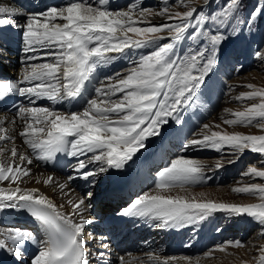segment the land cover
<instances>
[{"label": "snow or ice", "instance_id": "snow-or-ice-1", "mask_svg": "<svg viewBox=\"0 0 264 264\" xmlns=\"http://www.w3.org/2000/svg\"><path fill=\"white\" fill-rule=\"evenodd\" d=\"M106 2L98 0L99 6H95L88 0H68L63 6L26 15L17 8L0 6V26L13 25L6 17L24 15L25 23L13 26L22 33L23 51L32 53L24 60L25 67L19 80H0V95L17 93L21 97L50 101L74 100L83 95L97 68L111 64L117 59L116 54L123 56L128 49L153 46L150 52L131 61L128 69L99 80L92 94L76 111L36 106L31 99L29 104L32 106L16 108V116L23 122L18 135L37 159L52 160L57 153L77 158L74 170L78 176H69V181L76 178L89 181L108 169L124 168L146 146L147 138L160 134L170 118L176 124L182 123L181 109L193 101L206 77L218 65L220 46L227 39L223 31H206V22L211 19L224 26L238 11L239 5V0H227L222 11L211 16L205 14L203 6L190 8L169 15L161 24H152L135 19L133 15L139 8L140 17H144L151 14L150 8L132 4L127 10H109L105 7ZM165 12L167 6L158 14ZM260 14H264V2L249 14L250 19L246 22L251 23ZM163 32L168 36L161 35ZM201 37L204 39L200 46L183 53L176 51L179 42L185 39L197 42ZM164 40L169 42L161 43ZM37 51L42 53L40 57L35 55ZM255 55L264 60V51H257ZM38 59L45 62H32ZM24 83L30 86H20ZM245 87L250 91L240 93L235 99L258 102L250 103L243 111L230 112L232 118L224 119L223 124L255 125L261 134L215 131L213 126L205 124L206 131L200 138L188 140L183 147L220 150L227 146L234 153L248 150L264 157V87L253 84ZM14 140L15 136L8 129L0 127V142ZM32 162L31 157L20 152L14 143L10 148L0 146V182H9L7 188L0 187V209L26 210L42 226L47 237L38 240L31 231L7 229L0 233L3 236L0 249L20 257L23 254L21 245L31 242L39 245L31 264H88L83 237L90 221L83 217L84 198L69 200L72 213L66 215L61 214L58 206L39 189H21L19 182L30 175L31 170L26 165ZM90 164L97 167L89 169ZM205 167L203 162L183 155L172 159L158 172L155 194L144 192L120 214L149 217L163 221L166 226H179L203 221L210 214L223 211L251 218L259 225V235L264 237V183L251 182L231 189L237 194L257 197L259 202L256 203H226L162 194L201 182ZM215 167L220 168L222 164L218 162ZM243 175L264 180V167H248ZM52 180L49 176L43 183L47 185ZM58 187L63 190L67 184ZM86 195L91 198L93 193L89 191ZM74 215L80 217L78 222L72 218ZM228 245L243 246L240 241H229ZM219 250L225 248L220 246ZM259 251L258 264H264V246ZM176 259L171 257L162 264ZM181 259L186 264H199L190 257ZM119 261L126 264L123 257Z\"/></svg>", "mask_w": 264, "mask_h": 264}, {"label": "bare ground", "instance_id": "bare-ground-1", "mask_svg": "<svg viewBox=\"0 0 264 264\" xmlns=\"http://www.w3.org/2000/svg\"><path fill=\"white\" fill-rule=\"evenodd\" d=\"M136 1H139V3H137L136 5L143 6L144 8H150V9L152 8L153 9L155 7L156 11L153 10L151 12V14H149V15L154 16V19L155 18H159V17H161V19H162V18H165V16H164V14L163 15L158 14L160 9L164 8L165 6L168 7L171 4V1H173V0H141V1L140 0H136ZM187 1H186V3H187ZM8 4L0 3V6L13 7L11 4H9V5ZM180 4H183V2H181V3L179 2L178 6H180ZM133 15H134V17H136V16L140 17L139 8L134 10ZM147 15L148 14H145V16H147ZM6 18H8V17H6ZM141 18H143V17H141ZM57 22L58 23H63V21H57ZM0 27L4 28L6 31H8L9 34H11L13 32L11 29L5 28L4 26H0ZM239 27H240L239 22H235L234 25H233V30L232 31H230L228 29L223 30L224 35L227 36V39L222 43L223 45L226 44L227 47L232 45L231 42L233 41V38L236 37V35L233 36V34H235V31L236 32L240 31ZM130 34L131 33H129V35ZM6 35H7V33H6ZM7 37H9V36H7ZM203 39L204 38L201 37V39L199 41H197V42H192L191 41L189 43L187 42L188 39H185L184 41L180 42V45L185 43L186 44L185 45L186 46L185 50H187L189 48H194L195 46H200V44L203 41ZM222 44H221V46H222ZM222 51H223V53H222V55L220 57V60H219V63H218L217 67L223 68L222 65H225L226 68L228 69V71H231L232 70L231 67H232V65L234 63V58L235 57H236V60H238L239 66H240V67H238V70L245 69L247 67L246 70H245V71H247V70L250 69L249 67H251V66L253 67L254 66V65L249 66L250 64H248L247 61H245L242 58L241 55L234 54L233 57H232L231 51H234V50H231V49L223 47V49L221 48V52ZM255 67H256V65L253 67L254 69L251 68L250 71L248 72L249 73L248 80L251 79L253 82H260V77L261 78H264V77H263V75H261V73L256 71ZM125 69H128V68H122L119 71L122 72ZM95 73L97 75H99L100 77H102V78L108 76L107 72H98V71H96ZM243 76L244 75L234 76L231 80H229L230 85L226 86V89L227 90L231 89L232 85H235L236 83H238V84L241 83V79L242 80L244 79ZM90 88H91V92L85 95L86 99L89 98L90 94H92V91H93L94 87L92 85H90ZM219 95H220V99L217 100L218 102H219V100H221V98H223L225 93H223V91H221L219 93ZM226 102H228V99L226 100ZM222 106H221V108H222ZM191 109H193V108H191ZM219 110L214 111V109H210L208 117H206L204 121H201L200 115H195L196 116V120L194 121V124H196L198 126V128H196L193 131V133L189 136V138L186 140V142L188 140H191V139H194V138L195 139L200 138L201 134L204 131H206L203 128V126L205 124L213 126L212 130L218 131L219 128L217 129L214 126L215 125L222 126L223 125L222 117H224V114L230 113L233 109H232V106L229 104V109H226L228 111L225 110L223 112H220ZM0 121H3V123H0V127L8 129L9 133L11 135L15 136V140L14 141L0 142V146L7 145L10 148L11 145L14 143L20 152H24V153L28 154L31 157L32 161H33L32 164L26 165V167L29 168L31 170V172H30L29 176L23 178V180L21 182H19V187L21 189H32V188L39 189L40 193H42L45 196H47L48 198H50L58 206L59 210H63L65 213H67L69 215L72 213V205L69 204L68 201L69 200L76 201L78 198H84L85 205L83 207V217L91 215V213L87 211V208H88L87 201L89 199H91L92 202H93L94 197L97 194H99L100 190L94 189L92 191V193H93L92 197L88 198L87 195H84V194L80 193L77 188H75L73 185L69 184L68 181H67V178L63 177L62 175H60L58 173H54V172H51V171L44 170V169L40 168V166L36 163L34 157L29 152L28 146L26 144H24L23 138L18 135V133L22 130L23 122L17 116H12V115L6 116L4 114H0ZM162 131H164L163 128L161 129V132ZM158 137H159V135L154 136L151 143H149V141H147L145 148L155 145ZM183 150H185L184 147L180 151H183ZM220 153H222V149L216 150V149H211V148H209V149L190 148V152L188 154H182V155L185 156L186 158H191V159H195V160L203 162L207 166V167H205L204 171H208V170L215 169L213 165L218 163V162L219 163L220 162L224 163V165L226 167H228V165H226L227 164L226 162L228 160L226 161V160L222 159V157H221L222 155ZM235 153H238V152H235ZM7 154L10 155V152L7 153ZM241 154H243V152ZM244 154L246 155V153H244ZM178 156H181V155L174 156L172 159H175ZM251 156H252V158L254 157L253 154ZM243 157H245V156H243ZM262 161L263 160H262L261 156L259 158H257V159H254V162L257 164V166H262ZM263 166H264V164H263ZM105 174H106V172H104V173H102L100 175H97V177L101 179ZM49 176L53 177V180H52L51 183L45 185L43 183V180L46 179ZM65 183L67 184V188L61 190L58 187V185L65 184ZM97 184H98V181H96L95 186ZM8 185H9L8 181L0 182V187L7 188ZM13 186H15V185H13ZM227 187L228 186H225L224 184H221V186L216 184L215 186L211 185V186H200V187H198L197 184H194V185H185V186H183V188L176 187V188L171 189L169 192H165V193H162V194H164V195H172V196L179 195V196H184V197H186L188 199H191L193 197L196 198L197 197L196 195H199L201 197V200L202 199L203 200H207V198H205V195L207 193H212V194H214L216 196L220 195L222 197L231 196L230 195L231 194V192H230L231 190H229ZM146 192H149L151 194H155V188L150 189V190H148ZM201 194H203V195H201ZM211 200L217 202V200L214 199V198H212ZM219 202L230 203L227 200H221ZM215 213H217V214H215ZM215 213H213V214L215 215L216 221L220 220L226 214L223 211H218V212H215ZM72 218L75 221H77V222L80 219V217L78 215H74V216H72ZM209 222L210 221H208V223ZM16 223H17V225H15ZM21 224H23V225L21 226ZM243 224H244L243 226H240V229L244 230V232L250 230L254 226H259L251 218H249V220L246 221V222L243 221ZM200 227H201L200 221H198L196 223H185V224H183L181 226L182 232H184L186 235L189 236L187 238V244H186V247H185L186 249L184 251L179 252V253L166 254L165 252H163V253H161V260L164 261V260H167V259H169L171 257H176L177 259L174 260V261H169V264H186V262L183 259H181V258L182 257H190L194 261L198 260L199 264H226V263H230V262H234V261L238 264V263L242 262V260L243 261L247 260V261L251 262V260H253L254 256H256L257 254H261L260 251H259V248L256 247L255 245H250L249 246V245H245V243H242V245H243L242 247L229 246L228 242L229 241H234V240H232L230 237H228V235L224 234L221 230H218L217 235L215 237H205L206 234L204 233L205 235L201 234L199 237L196 238L197 235H195V234H197L199 232ZM11 228H21V229L24 228L23 230H27V229L34 228V225L32 223H30L28 220H24L22 218L12 217V216L6 217L5 220H0V233H3V232H1V229L2 230H7V229H11ZM197 229H198V232L196 231ZM207 230L209 231V229H207ZM195 231L197 233H195ZM208 231L205 230L206 233ZM193 232L195 233L194 235H193ZM213 232H215V231H213ZM156 234H158V232ZM211 235H212V233L210 234V236ZM227 237H228V239L223 241L224 238H227ZM0 238H3V236L0 235ZM211 239H212V245L214 243H216L217 246H214V247L208 249L207 251H204L203 253H198L199 249L201 248V246L204 243L206 244L209 241H211ZM220 246H223L225 248V250L224 251H220L219 250ZM187 247H189V248H187ZM195 251H196V253H194V254H196V255L193 256L194 255L193 252H195ZM209 252H211L212 254L210 256H206L205 254L209 253ZM25 253H27V252H25ZM31 254H33V256L35 255L34 252H32ZM25 259H26L25 257H19V261L18 262L15 261V263L16 264H31L30 262L25 261ZM126 264H145V263L132 262V263H126ZM257 264H258V262H257Z\"/></svg>", "mask_w": 264, "mask_h": 264}, {"label": "rangeland", "instance_id": "rangeland-1", "mask_svg": "<svg viewBox=\"0 0 264 264\" xmlns=\"http://www.w3.org/2000/svg\"><path fill=\"white\" fill-rule=\"evenodd\" d=\"M186 1L187 0H183V4H180V6H178V3L179 2L181 3V0H173V1H171V4L167 7V12L164 13L165 18H162V19H161V17H159L160 19L159 18H155L154 19V16L149 15V14H148L149 16L147 15V16H144L143 18H141L139 16H136L134 18L138 19V20H141V19L142 20H146V21L151 22L152 24H161V23H163V22L168 20L169 15H174L176 12L183 13V12L189 10L190 8H198L199 9L200 6H203L202 10L205 12L206 15H209V16H211L213 14H217L218 15L222 11V9L226 6V2H227V0H188L187 3H186ZM262 2H264V0H239L238 11L235 12V14L230 18V20L224 26H220L217 22H213L211 19H209L208 20V25H207V27L205 29H206V31H210V33H215L217 31H223L225 29H228V30L232 31L234 23L235 22H239V24H240L239 30L240 31L239 32L235 31V34H233V36L236 35V37L233 38V41L234 40L236 41L238 39H240L241 41H244V40H242L243 38H245L247 36H255L256 34H258L257 36H255L249 42V46L245 45V46L242 47L243 49H247L246 51L248 52V54H246V51L245 52H243V51L241 52L240 44H238L236 47H232V45L227 47L226 44H224V45L222 44V46H220V47L222 49L224 47V48H228V49L234 50V51H231L232 57H233L234 54L241 55L242 58L245 61H247L248 64H250L249 66H251V65L255 66L256 65V67H255L256 71L261 73V75H263V77H264V60L258 58L255 55V52L257 50L256 48H262L260 51H264V46H263L264 43L262 44L260 42V33H263V35H264V26H263L264 25V14L258 15L255 18V20H253L251 23H247L246 22V21H248L250 19L249 14L256 7H258L260 5V3H262ZM135 3L137 4V3H139V1H136ZM127 8L126 9L123 8V9L127 10ZM153 10L156 11V8L154 7L152 9V11ZM140 26H145V25H140ZM167 34H168L167 32L161 33V35H163L165 37H166ZM130 35H133V34H130ZM7 36H9V33H7ZM233 41L231 43H233ZM187 42L189 43L191 41L187 40ZM247 42H248V40H245L244 44H246ZM185 45H186L185 43L182 44V46H184V48L186 47ZM222 53H223V51L220 53V57H221ZM234 59H236V57ZM222 67H224V70L226 69L225 72H226L227 76H230L231 74H233L231 79L234 76H241V75H244L243 76L244 79L243 80L241 79V83H239V84L236 83L235 85H232L231 89L227 90L226 86L220 87V89H218L215 92L217 100L220 99L219 93L221 91H223V93H225V95L223 96L222 100H219L220 104L218 105L217 108H210V109H214V111H217L223 105L222 108L219 110L220 112H223L226 109H229V104H230L232 106V109H233L231 112H237V111H243L250 103L258 102V100L257 101H247V100H239L238 101V100L235 99V97H237L240 93L250 91V89L245 87V85L253 84V85H256L258 88L259 87H264V78L260 77V82H253L251 79L248 80V78H249L248 77L249 76L248 72L250 71L251 68H253L252 66L249 67L250 69L247 70V72H245L247 67L245 69H240V70H238V68H237L236 71H234L233 65L231 67L232 68L231 71H228V69L226 68L225 65H222ZM238 67H240V66L238 65ZM213 70H215V69H213ZM227 92H228V94H226ZM227 99H228V102H226ZM210 109H209V111H210ZM228 118H232L229 113L228 114H224V117H222L223 120L224 119H228ZM218 131H227L229 133L234 132V131H238V132L245 133V134H261L260 130L255 125H252V126H245V125L230 126V125L223 124L218 129ZM244 153H246V155ZM252 154H253V156L255 158L254 157L252 158V156H251ZM221 155H222L221 156L222 159H224L226 161L228 160L226 162L227 163L226 165H228V167H231L232 165H235L234 167H236V162H243L245 158H247V159L243 162L242 166L240 167L239 173L238 172H233V176L234 177L231 178L232 180H229L227 182V177L226 176H224V177L222 176L218 180L217 185L221 186V184H224L225 186H228L227 188L229 190H231L234 187L243 186L244 184L251 183V182L264 183V180H261L260 178H253V177H250V176L243 175V173L247 170L248 167H251V166H255L257 168L264 167L263 166L264 163H262V166H257V164L254 162V159H257V158H259L261 156L260 154L253 153V152L248 151V150H245L243 152V154H241L240 152L234 153L231 148L226 146V147L222 148ZM243 156H245V157H243ZM261 158L264 161V159H263L264 157H261ZM216 164L213 165L215 169L208 170L207 172L218 171L216 169V167H215ZM220 164H222V167H226L224 165V163L220 162ZM204 172H206V171H204ZM211 185L215 186L216 184L200 185V186H211ZM200 186H198V187H200ZM230 192H231V194H230L231 196H228V197H222L220 195L216 196V195H214L212 193H207L205 195V198H207V199L214 198V199L217 200V202H219L221 200H227L230 203H238V204L259 202L257 197L250 196V195L237 194V193L233 192L232 190ZM196 196H197L196 198L198 200H201V197L199 195H196ZM211 215L213 216V217L211 216L212 218L208 216L203 221H200L201 227L199 229V232H198V229L196 230L198 233L195 231V233H197V234H195L193 232V235L194 234L197 235L196 238L199 237L201 234H203V235L206 234L205 237H215L217 235L218 230H221L224 234L228 235V237H230L234 241H240V239H242L241 240V243H242L243 240L246 237H248L245 245H249V246L250 245H255L258 248H260L261 246H264V237H261L259 235V232H260L259 226H256L254 228V230H252L253 228H251L250 230L246 231V232H249V231L252 230V232L248 236L244 234V233H246V232H244V230L238 229V226H243L244 225L243 221L246 222V221L249 220V217H247L246 215L245 216H235V215H231V214H227L226 213L223 216L224 219L226 220V219L229 218V220H231L232 223L228 224L227 226L222 225L220 227L221 229L218 227V225L223 222V220H224V219L222 220L223 217L220 219L221 221L220 220L216 221L215 215L213 213ZM235 217H238V219H235ZM208 221H210V222L208 223ZM233 221H236V222L238 221V222L237 223L235 222L236 225H233V224H235ZM15 225H17V223ZM22 225L23 224H21V226ZM207 229H209V231ZM205 230L208 231L207 232L208 234L205 232ZM227 230H228V232L225 233ZM237 230L239 232H236ZM213 231H215V232H213ZM211 233H212V235L210 236ZM228 237L224 238V239H228ZM259 256H260V254H257L256 256H254L253 260H251V262L247 261V260H244V261L242 260V262H240L238 264H257V262L259 260ZM226 264H237V263L234 261V262H230V263H226Z\"/></svg>", "mask_w": 264, "mask_h": 264}]
</instances>
